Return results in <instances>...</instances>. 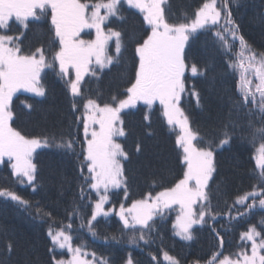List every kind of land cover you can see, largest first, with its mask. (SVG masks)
Returning a JSON list of instances; mask_svg holds the SVG:
<instances>
[{"label":"snow or ice","instance_id":"obj_1","mask_svg":"<svg viewBox=\"0 0 264 264\" xmlns=\"http://www.w3.org/2000/svg\"><path fill=\"white\" fill-rule=\"evenodd\" d=\"M124 4L138 10L147 25L143 36L135 41L134 81L126 88L123 97L113 96L110 103H100L91 97L86 99L82 105L83 112L77 117L83 124L81 151L77 152L78 141L71 135L59 138L53 135L51 139L29 137L13 127L14 96L26 92L44 97L46 89L42 74L46 69L58 67L59 75L67 78L71 96L76 98L84 95L86 76H97L98 72L119 62L123 51H126L122 39L124 33L111 27L110 18L124 20ZM232 6H239V0H219V5L218 0H205L194 18L174 21L169 18L168 0H0V165L10 167L17 183L23 185L26 182L35 192L37 165L33 162V155L37 149L54 146L74 155L80 161V199L87 198L92 205L90 216L80 227H86L93 238H99L96 231L98 217L106 218L115 211L114 208L105 209L109 203V192L123 189L124 198L128 199L125 161L129 160V155L118 139L127 135L121 113L139 103L149 108L158 103L167 124L178 126L180 130L176 145L182 154V177L162 191L147 192L140 199L133 200L130 206L121 203L115 214L123 229L130 230L121 235L128 236L129 244L137 245L138 241L150 242L154 227L151 222L157 216L163 218L166 212L178 209L174 234L181 240L192 241L194 225L206 224V217L215 221L219 215L213 207L210 188L216 172L215 149L230 144L237 128L230 119V111L229 121L220 130V136L207 139L206 143V138L191 127L189 116L182 107L185 96L195 97L199 106L200 93L194 86H187L186 73L190 72L192 77L204 76L207 69L194 62L189 63L185 48L194 33L208 29L214 30L226 56L229 53L236 56L235 61L229 62V67L240 72V98L233 101L236 113L256 116L261 121L259 126H255L249 119L247 124L251 132L248 136L241 134V138L247 139L254 148L253 158L259 169L257 185L238 195L232 207H242V211L237 209L240 216L257 207L264 209V53L254 51L240 33L239 24L233 19ZM46 16H50L49 38L35 48H25L31 25ZM13 27H16V32L12 31ZM86 29L95 30V39L81 38ZM236 41L240 50L233 52ZM72 108L74 112L79 111L75 99ZM85 188L95 192L98 199L93 202ZM0 197L17 202L26 211L33 207L31 201L8 188H0ZM231 210L229 208L225 214L231 217ZM81 216L80 205H74L68 212L70 221L72 217ZM35 218L50 222L48 236L52 246L49 251L54 253L53 264H108L94 251L88 252L85 245L74 246L70 234L72 223L61 222L60 226L53 227L54 218L50 212L40 208L38 202ZM260 223L264 225V219ZM217 237L222 249L224 241L219 232ZM111 239L119 242L115 235ZM241 240L245 244L240 246L241 251L235 254L234 259L216 252L207 264H264V227L258 231L255 225L250 226L241 233ZM247 242H250V254L244 251ZM12 249L11 242H8L6 250L11 252ZM57 249L61 250L60 254L66 250L71 258L58 259L55 255ZM219 256L222 259L217 260ZM164 259L169 264H180L167 252ZM126 264H133L131 257Z\"/></svg>","mask_w":264,"mask_h":264},{"label":"trees","instance_id":"obj_2","mask_svg":"<svg viewBox=\"0 0 264 264\" xmlns=\"http://www.w3.org/2000/svg\"><path fill=\"white\" fill-rule=\"evenodd\" d=\"M203 2L205 0H168L169 18L174 21L185 17L192 19ZM231 10L233 19L239 24L240 33L252 49L257 53H264V0H239V6H232ZM122 11L124 20L115 17L110 19L111 27L124 33L122 39L126 51H123L119 62L98 72L97 76H86L84 95L76 98L71 96L67 78L59 75L58 67L46 69L42 74V83L46 89L44 97L24 92L14 96L13 127L29 137L51 139L53 135L57 138L71 135L78 141L77 152L81 151L83 124L77 117L81 116L86 99L91 97L100 103H110L113 96L123 97L126 88L134 81L135 41L143 36L147 25L143 22L142 14L128 8L127 4H124ZM50 28V16L32 24L27 32L25 48H35L45 42L49 38ZM16 30L13 27L12 31ZM84 35L88 37L91 33ZM229 41L231 42L230 37ZM239 50V42L236 41L233 52ZM185 52L189 63L194 62L207 69L204 76L186 75L187 86H194L200 93L199 106L192 96H185L182 101L191 127L198 130L207 143V139L220 136V130L229 121L230 111V119L237 125L231 143L215 149L216 172L210 181V188L213 207L219 213L216 220L206 217V224L193 228L194 239L184 241L174 234L176 212H166L163 218L157 216L151 222L154 227L150 233V242L144 244L143 241H138L137 245H133L128 243L127 235H121L130 230L123 229L122 222L114 213L106 218H98L96 231L99 238H93L86 227H80L92 211L88 199H80V161L74 155L66 154L54 146L41 148L33 155V162L37 165L35 192L30 185L18 184L10 167L0 165V188L14 190L33 205L26 211L17 202L0 197V264H53L54 253L49 251L52 246L48 236L50 222L35 218L37 202L40 208L51 213L55 220L53 227L60 226L61 222L72 223L70 234L73 236L74 246L85 245L87 251H94L98 257L106 259L108 264H126L129 257L133 264H169L163 259L165 252L178 259L180 264H207L216 252L234 259L235 254L241 251L240 246L245 244L241 240V233L253 225L258 231L264 227L260 223L264 219V209L257 207L247 215L240 216L237 209L242 211V207H232L238 195H243L257 185L259 169L253 158L254 148L247 139L241 138V134L248 136L251 132L252 129L247 124L249 119L255 126L261 123L256 116L249 117L243 112L237 114L233 107V101L240 98V72L239 69L229 67V62L235 61L236 56L232 53L226 56L214 30L208 29H200L194 33ZM73 99L78 102L79 111H73ZM122 119L127 135L120 142L129 155V160L125 161L128 199L125 200L123 189L111 191L108 207H114L115 210L121 203L129 206L133 200L140 199L149 191H162L172 186L182 177L183 168L181 150L176 145L180 130L167 124L160 105L149 108L139 103L135 109L124 111ZM85 192L93 202L98 199L95 192L87 188ZM74 205L81 206L83 216L72 217L70 221L68 212ZM229 208H232L231 217L225 214ZM213 228L216 229L215 232ZM217 232L224 241L222 249ZM113 235L118 237L119 242L111 239ZM8 242L13 246L11 252L6 250ZM249 249L250 243L247 242L244 251L249 252ZM60 253L61 250L57 249L55 255L58 259L68 256L65 251ZM153 256L156 257L155 260L152 259ZM219 259L222 256L217 257Z\"/></svg>","mask_w":264,"mask_h":264},{"label":"rangeland","instance_id":"obj_3","mask_svg":"<svg viewBox=\"0 0 264 264\" xmlns=\"http://www.w3.org/2000/svg\"><path fill=\"white\" fill-rule=\"evenodd\" d=\"M136 10V9H135ZM138 11V10H137ZM102 14H103V10H102ZM111 19V18H110ZM199 31V30H198ZM88 33H91V36H88V37H85V35L84 34H88ZM81 38L82 39H95V30L94 29H86L83 33H81ZM187 74H190L191 75V73L189 72V73H186V75ZM72 78H74V73H73V77ZM252 79H253V82H254V80H255V78L254 77H252ZM24 93H26V92H24ZM27 94H29V95H33V96H35L34 94H32V93H27ZM155 105H159L158 103L157 104H155ZM137 106H138V104H137ZM136 106V107H137ZM154 106V105H153ZM152 106V107H153ZM135 107V108H136ZM135 108H131V109H135ZM127 110H129V109H126L125 111H127ZM123 113V112H122ZM122 113H121V116H122ZM174 126V125H173ZM174 127H176V128H178L179 129V127L178 126H174ZM123 137H121V138H118L119 139V141L122 139ZM41 149V148H40ZM37 150H39V149H37ZM36 150V151H37ZM24 185H27V183L25 182V184ZM114 190H118V189H114ZM111 191H113V190H111ZM110 191V192H111ZM110 192H109V203H110V201H111V199H110ZM109 203L108 204H106L105 205V209L106 210H108L109 209V207H108V205H109ZM130 206V205H129ZM110 208H112V207H110ZM114 208V207H113ZM115 209V208H114ZM119 211V208H116V210L113 212V214L114 213H116V212H118ZM168 212H170V211H168ZM173 212H176V215H175V221H174V224H175V222H176V216H177V212H178V209H177V211H173ZM112 214V215H113ZM112 215H110V216H112ZM118 216V215H117ZM98 218H100V217H98ZM195 226H198V225H194L193 226V228H195ZM193 230V229H192ZM176 231V230H175ZM250 243V242H249ZM59 250V249H58ZM250 250V249H249ZM65 252H66V250H65ZM88 252H90V251H88ZM248 252V251H247ZM249 254H250V251L248 252ZM71 258V256H70V254L68 253V256L66 257V258H62V259H70ZM88 259H91V257H88ZM163 259H164V256H163ZM165 260V259H164ZM166 261V260H165ZM167 263H169L168 261H166Z\"/></svg>","mask_w":264,"mask_h":264}]
</instances>
